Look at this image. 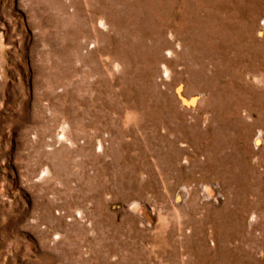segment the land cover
<instances>
[{
  "label": "rangeland",
  "instance_id": "rangeland-1",
  "mask_svg": "<svg viewBox=\"0 0 264 264\" xmlns=\"http://www.w3.org/2000/svg\"><path fill=\"white\" fill-rule=\"evenodd\" d=\"M0 264H264V0H0Z\"/></svg>",
  "mask_w": 264,
  "mask_h": 264
}]
</instances>
